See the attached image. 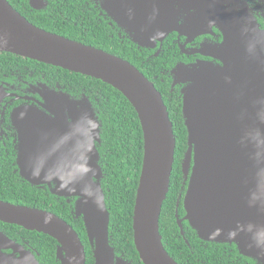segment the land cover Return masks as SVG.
<instances>
[{"label":"water","instance_id":"95a60500","mask_svg":"<svg viewBox=\"0 0 264 264\" xmlns=\"http://www.w3.org/2000/svg\"><path fill=\"white\" fill-rule=\"evenodd\" d=\"M34 10L46 0H29ZM135 44L154 48L178 32L188 41L213 34L223 41L198 53L213 62L177 65L188 149L182 172L188 189L182 234L189 222L206 243L235 245L264 264V28L246 0H101ZM264 20V18H263ZM0 53H9L101 80L136 110L144 135V158L133 216L134 243L144 264H179L163 243L160 218L175 162L176 137L163 95L136 66L31 23L8 0H0ZM218 62V63H214ZM41 108L12 114L20 132L15 165L20 177L54 196L75 198L95 264H132L111 244L110 212L101 165L103 124L95 103L46 88ZM4 93L0 90V101ZM48 187V188H46ZM0 222L36 231L58 242L60 264H87L78 233L47 210L0 200ZM0 264H41L36 253L0 231ZM5 250H11L10 254Z\"/></svg>","mask_w":264,"mask_h":264},{"label":"trees","instance_id":"16d2710c","mask_svg":"<svg viewBox=\"0 0 264 264\" xmlns=\"http://www.w3.org/2000/svg\"><path fill=\"white\" fill-rule=\"evenodd\" d=\"M8 1L20 11H23L24 7L30 9L28 0ZM49 1L50 4L46 11L26 14L28 20L49 32L119 56L140 69L152 81L151 75L136 61V54L130 55V50L123 48L117 41H112L104 27L99 26L93 17L90 18L82 13L80 0ZM61 12L64 14L61 15ZM1 55L26 59L14 54L2 53ZM169 66L171 63L167 67ZM55 68L62 72L64 81L71 85H82L86 90V95L95 103L100 113L103 124L100 155L101 165L105 173L103 186L110 212L111 244L115 248L117 256L123 255L132 264H144L134 243L133 230L137 189L144 158V135L138 114L127 98L111 85L60 67ZM158 90L164 97L170 119L173 122L177 142L170 190L160 218L163 243L169 255L179 264H182L177 258L180 252H183L185 256H194V260L200 264L202 262L211 264L209 246L212 247V244L208 243L207 245L205 242L203 245L207 248H204L201 245L203 241L199 239L197 234L196 239H193L189 233H185V237L192 247L190 250L186 242L179 239L181 229L177 222L176 212L179 193L184 180L181 164L188 149V132L183 121L182 100L179 94L174 95L171 99L165 94V91ZM20 179L12 172H0V200L47 210L67 221L73 226L86 247L87 264H95L93 250L83 220H74L70 205L65 200H58L44 190L33 187L27 181ZM179 209L181 216L183 209L181 207ZM0 229L20 242H28L39 253L38 258L41 264H60L57 260L58 242L54 238L3 222H0Z\"/></svg>","mask_w":264,"mask_h":264},{"label":"flooded vegetation","instance_id":"af4514ba","mask_svg":"<svg viewBox=\"0 0 264 264\" xmlns=\"http://www.w3.org/2000/svg\"><path fill=\"white\" fill-rule=\"evenodd\" d=\"M246 1L249 4L248 6L253 8L255 13L259 16V22L264 28V0ZM46 2L47 7L43 10H34L29 4V0V10L27 7H24L23 11L16 10L27 18L26 14L46 11L50 1L46 0ZM80 2V10H82V13L90 18L93 17L99 26L104 27V30L109 34L112 41H117L123 48L130 50V55L136 54V61L149 75H151L152 81H150L155 84L156 88L165 91V94L171 99L177 94H179L181 98L180 93L183 88V85L175 82L172 74L173 69L181 64L192 65L199 61L213 62L214 60L212 58L204 56L197 51L200 50L204 44H216L223 41L222 33L217 28H213L212 35H202L190 42L187 36L174 32L162 43L158 42L157 46L154 48L141 47L135 44L132 37L133 34H131L127 28L120 26L114 17L102 6L101 0H80ZM60 14L63 15L64 13L61 12ZM1 54L2 53H0V90L3 91L4 96L2 97L3 100L0 101V172H12L15 176L21 178L17 173V166L15 165L18 156L17 146L20 139V132L17 126L12 122L11 116L14 111L24 106L41 108L40 103L44 102L41 93L47 90L46 88L58 92L63 91L76 98H80L81 95L85 93V88L80 84L71 85L67 81H64L62 72L54 66H45L34 60L30 61L31 59L11 58L10 56ZM170 63L171 66L167 67ZM187 189L188 182L185 183V180H183L178 198L179 201L181 195H183L180 204V207L183 209V215H181L180 218H184L186 215L184 198ZM42 190L58 198V200H65V202L70 205L74 220L82 219L74 213L73 206L76 200L75 198L66 199L54 196L50 193L49 189ZM183 227L184 231H186L185 233H189L193 239H196V233L190 227L189 222H183ZM0 231L3 230L0 229ZM3 232L6 233L5 231ZM180 234L181 237H179V239L182 241L184 240L188 248L192 250L191 244H189L190 242L185 237V234L183 235L181 231ZM10 238L23 247L32 250L36 253L37 257H39L37 250L31 247L28 242L23 243L12 237ZM203 244H205V242H201V245L207 248V246ZM209 244H212V247L209 246L211 264H255L251 259L242 256L235 245ZM5 252L10 254L12 251L5 250ZM193 257L194 256H185L183 252H180L179 256L177 255V258L182 264H200V262L195 261ZM202 264L205 263L202 262Z\"/></svg>","mask_w":264,"mask_h":264}]
</instances>
